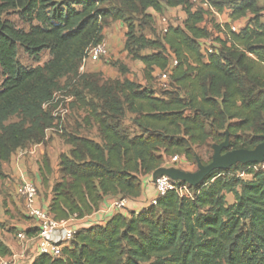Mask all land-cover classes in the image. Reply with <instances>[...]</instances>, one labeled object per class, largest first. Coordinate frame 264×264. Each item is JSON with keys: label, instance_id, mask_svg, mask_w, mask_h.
Returning <instances> with one entry per match:
<instances>
[{"label": "trees", "instance_id": "trees-1", "mask_svg": "<svg viewBox=\"0 0 264 264\" xmlns=\"http://www.w3.org/2000/svg\"><path fill=\"white\" fill-rule=\"evenodd\" d=\"M136 1L142 12H159L162 2L183 6L186 18L161 39L149 40L134 34L121 9H101L104 0H0V180L6 178L1 165L17 150L43 143L53 123L43 106L52 101L61 79L76 75L88 49L104 42L102 27L108 20L125 23L124 50L150 78L176 62L168 82L177 90L166 98L128 80L90 91L101 99L100 111L90 103L100 143L67 137L71 149L59 158V177L50 184L46 206L57 221L88 218L109 200L136 203L163 155L196 164L192 147L219 144L226 133L229 150H252L262 141L264 0H209L218 14L229 10L231 21L248 18L238 33L213 21L206 24L208 12L191 3L186 7L187 0ZM8 13L27 29H18ZM211 29L223 37L207 54L203 44L212 39ZM146 49L153 53L139 55ZM19 51L35 62L46 51L49 59L27 68L18 62ZM126 114L133 116L138 134L131 136L123 126ZM11 117L19 121L7 123ZM42 165L40 182L48 187L46 157ZM257 165L215 170L189 187L190 198L168 191L154 205L140 201L139 211L112 212L103 224L77 230L60 257L38 255L31 264H264V169L251 170L249 181L242 179ZM227 194L234 197L230 206ZM13 231L16 237L20 230ZM37 233V228L25 231L28 238ZM6 255L0 242V257Z\"/></svg>", "mask_w": 264, "mask_h": 264}, {"label": "rangeland", "instance_id": "rangeland-1", "mask_svg": "<svg viewBox=\"0 0 264 264\" xmlns=\"http://www.w3.org/2000/svg\"><path fill=\"white\" fill-rule=\"evenodd\" d=\"M199 1L200 0H187L185 6L187 7L190 5L191 7V4H193V9H196L199 6ZM261 2L262 0H259V4H261ZM100 8L121 9L124 12L125 18L132 23L134 34L136 36H144L149 40L161 39L163 36L158 24V17L163 16L170 24L179 26H182V22L186 18L183 6L179 5L171 7L163 2L160 3L159 12L153 11L152 9L142 12L139 9L136 0H133L132 2L126 0H104V3ZM6 18L14 23L18 29H27V25H24L23 22L19 21L16 14L8 13ZM205 21L206 24L213 21L215 25H219L224 29H233L234 31L231 32L238 33L240 31L239 29L247 24L248 18L245 17L237 21H231L229 10L225 9L222 13H217V15L206 14ZM102 28L104 43L107 45L106 55L97 60L86 59L84 62L80 63L75 76H68L59 81L58 89L53 93L52 101L43 106L44 110H49L51 113V117L53 118L52 126L45 130L43 143L30 145L26 148V150H32L34 152L32 154H25V156L35 154V150L38 153V148L41 150L43 154L39 158L41 163L40 169L43 167L42 161L44 157L49 161L51 173L46 175L49 184L59 177L58 164L60 156L68 155L71 149L70 145L66 142L68 136L88 138L100 143L97 124L95 123L93 115L94 112L90 107V103H93V105L98 107L97 111H100L101 99L95 98V93L90 92L91 90L96 91L93 88L94 86L96 88L103 86L113 88L116 84L120 85L123 81L128 80L142 88H149L151 91L153 90L156 97L162 98H166L165 93H171L177 90L176 85H171L169 82L166 84L162 82L160 83L157 74H149L152 77L150 78L148 74L144 72L145 68L142 63L134 59L124 50V43L126 40L125 34L127 33V27L124 22L108 20ZM211 33L213 35L211 39V41L213 40V43H216L215 39L217 37H223L222 34L217 32V30L211 29ZM152 53L153 52L150 49H146L140 51L139 55L147 56ZM166 55L168 61H171L170 53L166 52ZM48 59L49 55L46 51L41 53L39 62L33 61L22 51L18 52L19 64L27 68L42 66ZM115 64L117 66H115ZM121 68L125 70L124 73ZM85 83L90 85L85 86ZM117 89H119V87H117ZM77 92L79 93V98L76 97ZM81 99H83V101ZM132 117V115L126 114L125 118L122 120L123 126L129 131L131 136L138 134V131L130 122ZM17 121H19V118L11 117L7 123ZM214 145H217V143L208 141L205 145L193 146L192 149L195 158L203 165L208 164L213 154L212 147ZM169 157L170 156L163 155L161 168L177 169L187 173H194L197 170L195 162H188L184 157L179 156L180 162L175 164L169 161ZM257 169H264V165H257L256 167H252V169H248L247 172L244 173L243 178H240L249 181L251 176L248 173L251 170L256 171ZM43 185L45 186L44 183ZM147 187L150 186L147 185ZM150 190L151 193L152 190L154 191V188L151 187ZM225 198L227 206L234 203V197L232 194L225 195ZM4 205L6 206V204ZM133 207V204L128 205L126 211L130 213L133 210ZM126 211H123V215H127Z\"/></svg>", "mask_w": 264, "mask_h": 264}, {"label": "built area", "instance_id": "built-area-1", "mask_svg": "<svg viewBox=\"0 0 264 264\" xmlns=\"http://www.w3.org/2000/svg\"><path fill=\"white\" fill-rule=\"evenodd\" d=\"M195 1V0H194ZM203 10L207 11L212 15H217V12L210 6L209 0H200L199 6ZM158 24L160 26V30L162 34H165L170 26H176L170 24L167 19L163 16L157 18ZM231 31H234L231 29ZM204 49L207 54L213 53L214 46L211 40L204 41ZM107 53V45L103 42L95 47L88 49L85 57L82 62L86 59L97 60ZM176 65L175 61L170 62L169 69L167 71H158L157 77L158 81L161 83L168 82V76L170 74V70ZM163 84V85H165ZM19 157L25 156V154H32L33 151L26 149H19L16 151ZM171 163L180 162L179 156L175 155L168 158ZM161 168V167H160ZM165 169V168H164ZM152 175V174H151ZM145 184L153 187L155 191V197L149 200L148 205H154L158 197L164 195L168 191L175 192L180 197H191V192L189 190V186L187 184H178L177 181H171L167 177H160L156 179L154 182L152 181L151 176L146 178ZM16 194L20 200H22L24 205V213L26 217L32 219L34 221V228H37L38 233L34 239L35 243V255H47L50 258H58L62 254V249L68 246V243L74 238V235L77 230L81 228H85L86 225H97L103 224L104 219H96L95 221L88 222L85 219L78 220L76 217H72L68 220L57 221L51 217L48 213L46 207H40L37 205L38 199V188L35 184L28 181H23L16 189ZM135 205V203L127 200V199H114L109 200L107 203L106 210L112 212H122L127 210L128 205ZM135 206L131 212L135 211ZM137 210V209H136ZM127 212V211H126ZM129 213V212H127ZM97 215V213H95ZM17 234V240L22 243L24 246L27 242L30 241V238L25 234L26 229L21 228ZM35 256V257H36ZM34 257V258H35ZM0 264H16L15 257H0Z\"/></svg>", "mask_w": 264, "mask_h": 264}, {"label": "crops", "instance_id": "crops-1", "mask_svg": "<svg viewBox=\"0 0 264 264\" xmlns=\"http://www.w3.org/2000/svg\"><path fill=\"white\" fill-rule=\"evenodd\" d=\"M42 154L39 148L38 153L35 150V154L33 155L19 157L15 153L8 163L1 165V171L6 178L0 180V242L7 249V255L5 257H15L16 264H31L36 256L34 252V239L36 236L30 238V241L23 246L16 239L13 231L15 228L30 229L35 226L34 221L26 217L23 202L18 198L16 189L23 181L33 182L38 188L37 205L46 207L50 201V184H48V187H43L39 177V169L41 166L39 158ZM150 189L151 187L145 185L143 197L137 200L139 202L137 203L136 201L134 205L135 210L142 206L140 201H144L142 202L145 204L143 206H146V203L155 197V191L152 190L150 193ZM106 207V203L103 202L98 211L99 213L97 215H91L86 220L88 222L95 221L96 219H104L106 221L113 215L106 210ZM88 227L90 226H85V228Z\"/></svg>", "mask_w": 264, "mask_h": 264}, {"label": "water", "instance_id": "water-1", "mask_svg": "<svg viewBox=\"0 0 264 264\" xmlns=\"http://www.w3.org/2000/svg\"><path fill=\"white\" fill-rule=\"evenodd\" d=\"M260 139L262 141L252 150H229L228 136L226 133L224 140L212 147L213 154L208 164L203 165L196 159L197 170L194 173H187L177 169L159 168L152 173V181L154 182L160 177H167L171 181L182 182L189 187H196L215 170L224 171L237 164L264 165V132L260 136Z\"/></svg>", "mask_w": 264, "mask_h": 264}, {"label": "bare ground", "instance_id": "bare-ground-1", "mask_svg": "<svg viewBox=\"0 0 264 264\" xmlns=\"http://www.w3.org/2000/svg\"><path fill=\"white\" fill-rule=\"evenodd\" d=\"M227 29V28H226Z\"/></svg>", "mask_w": 264, "mask_h": 264}]
</instances>
